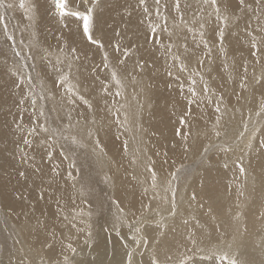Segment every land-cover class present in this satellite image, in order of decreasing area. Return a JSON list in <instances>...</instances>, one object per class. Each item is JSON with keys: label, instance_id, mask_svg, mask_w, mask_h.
<instances>
[{"label": "bare ground", "instance_id": "bare-ground-1", "mask_svg": "<svg viewBox=\"0 0 264 264\" xmlns=\"http://www.w3.org/2000/svg\"><path fill=\"white\" fill-rule=\"evenodd\" d=\"M171 1L161 0V17H158L154 0H146L151 15L143 13L138 0H100L99 7L94 11V29L95 35L101 36L96 38L104 44L103 50L81 38L76 18H67V27L61 25L51 10L50 0H34L38 4L34 23L18 7L5 12L9 31L15 36V49L32 57L29 70L25 68L22 71L33 77L35 92L41 91L43 81L46 98L38 100V107L42 105L46 112L54 110L56 115L58 113L61 116L60 119L71 123L74 126L73 133H79L82 142L81 145H75L60 140L64 143L59 141L53 145L52 159L46 155L47 146L40 143L45 139V134L28 136L32 145L23 144L21 136L27 135V129L42 123L44 118L39 117L37 120L34 116L30 99H26L23 105L18 104L29 87L27 83L20 88L15 87L18 81L11 72L23 62L15 55L11 42L6 40L0 27V245L8 241L3 236L7 229L14 235L15 241L19 239L20 243H15L14 251L10 253L15 261L19 258L15 255L17 251L26 258L27 251H30L39 264L41 261H45L43 264H63L64 255L69 256L70 264H104L108 259H101L102 254H106L107 258L111 255L118 257L116 264H127L126 253L134 251L133 264H149V251L155 242L149 245L148 250L143 246L137 249L134 242L130 244L133 240L130 236H133L134 228L138 226L141 212L146 211L144 205L151 204L155 209L160 201L153 198L157 194L165 196L164 190L171 180L172 187L179 189V214L170 218L166 211L163 212L167 228L162 230H157L154 223L148 226V234L159 241V258L162 261L165 254L170 255L173 261L185 253L192 255L188 251L192 246L187 239L191 231L201 241V247L207 248L220 240H226L233 244L232 251L238 254L239 259L248 261V264H264V216L261 215L264 213V149L260 147V141L264 140V111L261 110L264 86L254 85L252 81L253 76L259 78L264 72V54H261L259 62L252 57L247 35L249 31L260 34L259 28L264 26V3L258 5L255 0H246L250 7L242 9L238 6V0H231L228 10L231 19L225 32V56L218 51L219 38L216 35L219 27L224 25L216 20L214 13L209 17L212 9L203 0H180L181 8L185 7L179 14L186 16L184 21L189 27L199 29L200 23L205 24L204 39L212 47L209 57L204 54L199 31L189 32L184 24L179 23L178 13L176 21L179 24L171 32V18L176 13L175 1ZM91 6V3L85 4L81 0H77L75 5L80 11ZM221 11H224L223 5ZM162 17H167L171 36L168 31H163L165 21ZM150 23L161 26L156 33L160 44L152 42ZM15 28L24 32L17 33ZM33 32L34 37L31 36ZM22 37L24 41L29 40L28 44L37 46L30 50L26 47L27 43H20ZM116 44L121 46L119 52L115 51ZM169 45L174 46L167 50ZM73 47L78 49L75 55L80 56V59L73 63L70 78L73 83L80 85V95L91 102V108L78 102V97H74L75 104H69L64 89L59 86L53 88V81L60 72H69L65 58ZM124 48L130 49L127 58L122 55ZM45 50L50 53L46 59L42 58ZM103 51L109 53L112 64L124 82L125 86L120 90L122 95H116L117 86L107 69L103 68ZM173 53L180 56V60H174ZM58 58L64 63H57ZM198 59L203 60L202 65L197 62ZM119 60L125 63L120 65ZM140 61L144 62L143 70L137 67ZM181 63L186 66V70L181 69ZM225 63L228 64L227 69ZM245 64L250 85L247 90L240 88ZM93 68L97 69L95 73L92 72ZM173 77L181 79L179 86L174 87ZM102 82L107 84V92L102 91ZM205 82L208 92L203 91ZM189 88H194L197 95L193 96ZM50 90L55 93L54 98L47 96ZM220 96L224 97L222 113H216L215 107ZM189 100L193 103L189 104ZM69 114L71 121L68 119ZM217 115L221 116L217 128L221 133L219 137L212 132ZM181 116H185L186 125L179 123ZM48 119L49 125L54 127L52 122L55 125V120L51 117ZM17 125L25 129L23 134L17 131ZM89 128L94 130L92 138L87 137ZM177 129L182 133H191L187 151L181 146V137L176 135ZM254 131V147L249 150L246 145ZM97 138L99 146L93 142ZM17 145L24 149L29 158L35 157V163L42 173L33 174L29 165L21 163ZM225 146L231 150L224 151ZM67 150L75 152L79 160L70 158ZM61 151L69 158L64 159ZM209 156V162H206ZM229 157V163L237 167L239 163L243 164L246 169L244 174L239 172V168L235 171L232 164L225 167ZM193 160L195 163H192L197 164L199 170L193 173L190 163V166L184 165L180 176L186 175V182L185 179L181 182V177L179 181L172 179L171 173L177 167ZM72 162L75 167L69 168ZM149 163H152L157 174L156 190L150 187L151 178L145 167ZM25 169L28 170V177H19L18 171ZM68 172L76 178L75 181L68 179ZM101 175L109 178L105 180V188L114 197L108 201L109 208L114 211L110 215L108 213L102 222H97L95 216L87 215L91 211L84 202L87 197L82 198L77 189L84 186L88 179L101 180ZM144 188H148L147 194ZM41 189L44 192L43 199L40 198ZM193 193L196 195L195 200L190 199ZM259 198L262 200L255 203ZM98 202L103 206L102 199ZM119 208H123V213L118 211ZM237 213L240 214L238 220L234 219ZM149 215L155 217L156 213ZM64 216L82 231L77 232L76 228H72ZM117 216L121 218L118 223L119 236L112 227ZM73 217L76 219L73 220ZM157 217L155 219L158 220ZM185 219L188 220L187 226L183 223ZM37 220L46 224L47 228L37 231ZM81 220L85 222L81 223ZM105 225H108L109 233L102 234L104 230L101 232V228ZM29 228L33 231L29 232ZM50 232L55 233L54 239L49 236ZM46 238L53 245L51 249L43 246ZM68 243L77 249L75 253L67 249ZM87 254L90 257L91 254H99V257L91 259ZM200 255H196L197 261ZM11 263L8 261L7 264ZM25 264H28L27 260ZM202 264H219V261H203Z\"/></svg>", "mask_w": 264, "mask_h": 264}, {"label": "snow or ice", "instance_id": "snow-or-ice-1", "mask_svg": "<svg viewBox=\"0 0 264 264\" xmlns=\"http://www.w3.org/2000/svg\"><path fill=\"white\" fill-rule=\"evenodd\" d=\"M82 3H91V7H85L84 11H80L75 5L77 4V0H50V7L52 12L58 17L59 22L61 25L64 27H67L65 24V20L67 18H76L77 20V31L80 32L81 38L86 40L89 45H96L99 49L103 50L104 49V44L101 42L99 38L95 37V29H94V11L97 7H99V2L100 0H81ZM255 2L260 5L264 3V0H255ZM155 6H156V15L158 17H161L160 13V7H161V0H154ZM203 3L205 5H208L211 9L212 12L209 13V17L212 16V14H215V18L217 21L223 23L224 27H219L218 31L216 32V35L219 38V49L218 51L222 55H227L224 42L226 40L225 32L228 26V22L231 19V17L228 15V10L231 5V0H203ZM138 5L142 8V11L145 15H151L149 12V8L146 4V0H138ZM223 5L224 11H221V6ZM238 6L241 7L242 9L244 8H249L250 5L246 3V0H238ZM18 7L19 9L23 10L24 15L30 22H35L36 18V13L38 11V4L37 2H34V0H12V2H8L7 4L5 3V0H0V9H8L12 10L13 8ZM164 7H167V5H164ZM180 0H175L174 2V9L177 13H180ZM131 13H129L130 15ZM165 21V25L163 28V31H168L169 36L172 35V33L168 30L167 27V17H162ZM259 20V17L257 18ZM180 23L184 24V26L187 28L189 32L193 31H199V35L201 37V42L204 45L205 49V55L210 57V54L212 52V47L209 44V41L204 39V23L199 24V29H194L192 27H189L187 22L184 21L183 15H180ZM178 26V25H177ZM0 27H2L3 34L6 38L7 41L11 42V47L14 50V53L17 57L21 58V61H23L25 58L21 55L20 51H15L16 47V40L15 36L13 33L9 31L8 24L6 22V15L4 12H0ZM161 26L159 24L152 25L151 23L149 24V28L151 33L153 34V43L155 44H160V40L156 38V33L157 29L160 28ZM259 35L253 34L251 31L247 33L248 35V42L250 45V51L252 57L259 62L261 57V54H264V26H261L259 28ZM119 35V33H117ZM31 36H35V33H31ZM21 44H24V40L21 39L20 41ZM37 45H34L33 43H29L26 45L30 50L33 47H36ZM174 45H169L167 50H170L171 47ZM161 47H164L163 44H161ZM185 51H187V45H184ZM120 44L115 45V51L119 52L120 51ZM78 49L73 47L70 50V55L67 56L65 59L67 60V66L69 68L68 73L60 72L58 78L53 81V88L59 86L62 89H64L65 94H66V100L69 104H75L76 100L74 97H78L80 101H82L84 104H86L89 108L92 107V104L89 100L85 98V96L80 95L79 88L80 85L78 83H73L71 80V68L73 66V63L76 60L80 59V56L75 55L77 53ZM31 54V53H30ZM130 54V49L124 48L122 55L127 58ZM50 55V53L47 52V50L44 51V56L42 58H47ZM86 55V54H85ZM174 60H180V56L176 54H172ZM199 64H203V60L197 61ZM57 63H64V61L60 60L59 58L57 59ZM125 63L124 60H119V64L123 65ZM102 64L103 68L109 70V74L111 77V80L114 81L115 85L117 86V91L116 95H122V92L120 91L121 89L124 88V82L123 80L119 77L117 70L115 67H112L109 61V53L107 51H103L102 53ZM144 62L140 61L137 64V67H139L141 70H143ZM28 65L26 63H21L19 68L12 70L11 75L16 77L17 83L15 84L16 88H20L21 85H24L27 83L29 87V91L22 94L20 100L18 101L19 105H23L26 101V99H30L31 102V107L33 109V114L39 119V117H45L44 123H36L34 126L30 127L27 129V135H22L21 139L24 145L26 146H31L32 145V140L28 138V136H38L41 133L45 134V139L41 140L40 143L42 145H46L48 148V151L46 152V155L48 159H52L53 156V145L58 144L60 140H69L71 141L72 144L75 145H81V139H79V133H73V125L71 123L63 126H57V127H52L51 125L48 124L47 122V117L44 111V107L40 105L38 107V100H43L45 99V94H44V89H43V81H41V91L39 93L35 92V85L32 83L33 77L30 74L24 73L22 70L27 68ZM224 67L227 69L228 64L225 63ZM181 69L186 70V66L181 63ZM59 71V70H58ZM97 71L96 68L92 69V72L95 73ZM244 72L245 75L242 77L241 82H240V88L241 89H249V81L248 77L246 75L247 73V65L245 64L244 66ZM169 75H171V72H169ZM191 79V77H189ZM231 78V77H230ZM133 80H135V77H133ZM201 80H203V76H201ZM253 84L254 85H262L264 86V72L261 73V76L259 78L253 76L252 78ZM193 84L196 83L195 80L192 81ZM102 91L107 92L108 91V86L106 83L102 82ZM204 92H208L209 88L207 83L205 82ZM189 92L193 95L196 96L197 93L194 88H189ZM55 93L53 91H48L47 96L53 97L54 98ZM224 97L220 96L218 98V101L216 103L215 111L216 113H222V108L221 104L223 103ZM193 103V101L189 100V104ZM226 108V105H225ZM261 110L264 111V100L261 102ZM190 115V113H188ZM69 121H71V114L68 116ZM221 121V116L217 115L216 116V121L213 124L212 127V132L216 137H219L221 135L220 131H217V128L220 125ZM125 122H127V117L125 118ZM94 123V121H93ZM117 123H120L119 120H117ZM179 123L181 125H186L187 120L185 116L179 117ZM247 128V126H245ZM17 131L23 134L25 132V129L22 128L20 125H17ZM256 131H259L257 129ZM256 131H254L249 139L248 143L246 145L247 149L251 150L254 147L253 141L255 140L256 136ZM176 135L181 137V146L184 148L185 151L188 150V136L191 135V133H182L180 129L176 130ZM94 136V130L89 128L87 130V137L92 138ZM241 136H243V133H241ZM97 146H99L100 141L99 139H94L93 141ZM260 147L264 149V140L260 141ZM18 151L21 153V163L22 164H27L29 167L32 169L33 174L36 173H42V169L36 165L35 163V157L29 158L28 154L24 152L23 148H20L19 145H17ZM125 149H127V141L125 142ZM207 148H205V151L207 152ZM224 151H230L228 147H223ZM61 155L64 157V159H68L69 157L64 154L63 151H61ZM75 163L72 162L69 164V168H74ZM146 171L150 174L151 178V185L150 187L153 190H156L158 187L157 184V174L156 171L152 165V163L147 164L146 166ZM225 167L227 165L225 164ZM239 172L241 174H244L246 169L244 168L242 163L238 164ZM183 169L182 168H177L174 172L171 173V177L173 180L179 181L180 173ZM55 172L56 170L53 169ZM59 175V173H56ZM18 176L19 177H28V170L25 169L24 171H18ZM68 179L75 181V177L72 175L71 172H68ZM109 178L106 176L105 180H108ZM51 187V184L49 185ZM73 188H75V183L73 184ZM79 192L80 196L82 198H85L89 193L87 192L86 188L82 186L80 189H77ZM144 193L147 194L148 188L143 189ZM166 195L163 197H160L158 194L155 196L153 199L156 201H160L158 203L157 207L154 209L152 208L151 204L144 205V208L146 211L141 212V216L137 220V225L134 228V233H133V241L135 245L137 246V249H139L141 246H143L144 249L148 250L149 245H152L155 242V246L152 247L149 251L150 255V260L149 264H202L203 261H212L216 260L219 261V264H248V261L242 260L238 258V254L232 251L233 244L227 242L226 240H220L216 244H212L207 248L201 247V241H198L196 238L195 233L189 231L188 233V242L191 244V248L188 249L192 253V255H188L185 253L181 258H179L177 261H173L172 257L170 255L165 254V259L162 261L159 258V241L156 240L155 236H150L148 234L149 229L148 226L151 224H155L157 230H162L164 228H167V224L164 223L165 217L162 214L163 212H167L168 217L170 218H175L179 214V204L177 203V194L179 189L177 187H172V181L170 180L168 182V187L164 190ZM170 193V195H167ZM44 192L43 189H41L40 193V198L43 199ZM19 198V197H17ZM191 200L196 199L195 193L190 198ZM84 202L87 203V199H84ZM114 203H118L115 202ZM203 205H201L202 207ZM119 212L123 213V208L118 209ZM211 209H209V213H211ZM155 212L156 216H159V219H155V217L149 215V213ZM87 215L90 217L92 215L91 211L87 213ZM239 213L236 214L234 219L238 220L239 219ZM264 216V213L261 214ZM64 219L68 221L69 224H71L72 228H76L77 232L82 231V229L77 228L76 224L73 223L71 220H68L67 216H64ZM76 219V217H73V220ZM120 217L117 216L115 218V222L113 223V230L116 231V234L119 236L120 232L118 230V223L120 221ZM195 219V218H193ZM215 219V217H213ZM81 223H84V220L80 221ZM184 225H188V220L185 219L183 221ZM197 223H199L197 221ZM37 225L38 228L36 229L37 231L40 228H47V225L42 223L41 221L37 220ZM27 227V225L25 226ZM90 227V225H88ZM131 227V226H130ZM219 227V226H217ZM23 230V229H22ZM33 231V229L29 228V232ZM89 236H91V232L88 233ZM162 234V233H161ZM49 236L52 237L53 239L55 238V233L50 232ZM15 243H20L19 239L15 241ZM44 247L51 249L53 245L51 243H48L47 238L44 241ZM67 249L71 253H75L77 249L73 247L72 243H68L66 245ZM127 247V245H125ZM23 251V249H21ZM197 254H202L200 255V260L197 261L195 259ZM127 255V264H133L134 261V251H128L126 253ZM143 255V253H141ZM20 264H25L23 260L20 261ZM28 264H33L32 261H28ZM41 264H43V261H41ZM63 264H70L69 256L64 255L63 257Z\"/></svg>", "mask_w": 264, "mask_h": 264}, {"label": "rangeland", "instance_id": "rangeland-1", "mask_svg": "<svg viewBox=\"0 0 264 264\" xmlns=\"http://www.w3.org/2000/svg\"><path fill=\"white\" fill-rule=\"evenodd\" d=\"M175 1V0H174ZM8 2H10V0H5V3L7 4ZM171 2H173V0L171 1ZM185 7V6H184ZM184 7H182V8H184ZM182 8H180V10L182 9ZM1 10V12H6V13H8L7 12V9L5 8V9H0ZM175 10V9H174ZM183 10V9H182ZM174 12H176V11H174ZM173 12V13H174ZM179 14V13H178ZM6 15V14H5ZM177 15V12L175 13V15H173V19L171 18V22H172V24H171V32L174 30V29H176L177 28V24H179V23H177V19H178V15ZM180 15V14H179ZM174 16H176V18L174 17ZM183 17H184V20H185V18H186V16H184L183 15ZM188 18V17H187ZM16 29V31H17V33H20L21 31L22 32H24V30H20L19 28H15ZM180 29H182V28H180ZM173 33V32H172ZM101 37V36H99V35H95V37ZM30 37V41L32 40L33 41V39H31V36H29ZM21 38V37H20ZM24 37H22V39H23ZM161 38H164V35H161ZM28 40V41H29ZM27 41V39H26V41H24L25 43H27L28 42ZM31 41V42H32ZM28 44V43H27ZM16 51H19V49L18 48H16L15 49ZM21 55L25 58L22 62L23 63H26L27 65H28V67H27V69L28 68H30V66H31V64H32V57H31V55H29V56H27V55H24V54H22L21 53ZM43 57V56H42ZM110 57V56H109ZM21 59V58H20ZM109 61H110V64L112 65V67H114V64H112V62H113V60H112V58H109ZM195 61V60H194ZM29 70V69H28ZM108 72H109V70H107ZM174 78V77H173ZM179 78V77H178ZM176 79V78H174L175 79V82H173L174 84L173 85H175L174 87H177V86H179V84H180V81H181V79L179 78V79ZM178 80H179V83H178ZM176 83H178V85L176 84ZM38 86H39V84H38ZM182 85H180V87H181ZM184 87V86H183ZM78 102H80V103H83L82 101H78ZM52 111V110H51ZM50 110L49 111H45L46 113L45 114H47L46 115V117H47V122H48V124H50V120L48 119V118H52V120H55V125H54V122H52V125L54 126V127H57V126H59L60 125V123H61V125L60 126H63V125H67L69 122L68 121H64V120H62V118L60 119V115L57 113V115H56V113L54 112V110L51 112ZM54 113V114H53ZM60 116V117H59ZM55 119H54V118ZM44 118V120H45V117H43ZM44 120H43V122L42 123H44ZM57 120H60V121H57ZM74 121V120H73ZM76 121V120H75ZM65 122V123H64ZM58 123H59V125H58ZM63 123V124H62ZM147 139V142H149L148 141V137L146 138ZM65 141V140H64ZM61 142V141H60ZM66 142L67 143H70L71 141H67L66 140ZM65 142V143H66ZM62 144L64 143V142H61ZM152 144H154L153 142H152ZM156 144V143H155ZM151 145V144H150ZM64 146V145H63ZM73 149H74V147H72ZM70 151L69 150H67V153H69ZM212 153V152H211ZM69 157L70 158H72L74 161H75V159L78 161L79 159H77V157L75 156V152H73V151H71L69 154ZM72 155V156H71ZM212 154H210V156H211ZM210 156L206 159V160H208V161H206V162H209V158H210ZM230 160V157H229V159L227 160V163H226V165L229 167V165L230 166H232V168L233 169H235V171H236V169L238 168L237 167V165H235L234 163L232 164V162H228ZM20 162V161H19ZM195 163V161L193 160V161H191V162H186V163H184V164H182V165H180L179 167H177V168H184V165H186V166H190V164H191V166H192V164L193 163ZM205 162V163H206ZM54 162H52V164H53ZM190 163V164H189ZM189 164V165H188ZM229 164V165H228ZM232 164V165H231ZM54 165V164H53ZM199 165V164H198ZM185 166V167H186ZM190 166V168H191V171L194 173L195 172V170L197 171V170H199V168L197 167V164L195 165V164H193V166L191 167ZM196 169H195V168ZM187 169V168H186ZM94 170H95V168H94ZM229 169H227V172H229L228 171ZM186 173H190L189 171H185ZM184 172V173H185ZM102 176V175H101ZM101 176H100V178H101ZM192 176V175H191ZM181 177V182L182 181H184V179H185V181L184 182H186V175H182V176H180ZM105 177L104 176H102V179L100 180V179H97V178H94V179H88L87 180V182H86V184H84V187L86 188V190H87V192L89 193L88 195L89 196H86L87 197V205H88V209H90L91 210V212H92V215L93 216H95L96 218H97V222H98V220H99V222H102L103 220H104V217L109 213V215H110V213H111V211L113 212L114 210H111L110 208H109V205H108V201H111V200H113L114 199V197H113V195L111 194V193H109V191L105 188V179H104ZM183 178V179H182ZM90 181V182H89ZM89 182V183H88ZM180 182V183H181ZM199 183H201V181L199 182ZM90 184H92V185H94V186H92L91 185V187H90ZM210 184V183H209ZM200 185V184H199ZM211 185V184H210ZM87 186V187H86ZM92 188L95 190H92ZM91 193H90V192ZM95 192H97V193H95ZM100 192V193H99ZM99 193V194H98ZM91 194H92V197H91ZM98 195V196H97ZM90 199H89V198ZM102 199V204H103V206H100L98 203V201H99V199ZM102 197V198H101ZM104 197V198H103ZM113 197V198H112ZM95 198V199H94ZM106 198V199H105ZM111 198V199H110ZM260 199V200H259ZM259 199H256L255 200V203L256 202H260L261 200H262V198H259ZM93 200V201H92ZM258 200V201H257ZM94 202H98L97 204L96 203H94ZM100 206V207H99ZM106 207V208H105ZM99 208V209H98ZM107 211H106V210ZM99 211H101V212H99ZM106 213V214H105ZM95 214V215H94ZM156 218H158L156 215H154ZM99 217V218H98ZM1 218H2V216H1ZM3 219H5V218H3ZM108 222H109V220H107ZM104 223H107L106 221L104 222ZM14 225V224H13ZM103 226V225H102ZM102 230H101V232L104 230V232H102V234L103 233H109V228H108V225L106 226H104L103 228H101ZM0 234H1V232H0ZM3 236H5L6 237V239L8 238V241H5V243L4 242H2V245H0V264H4V262H6V264L8 263V261L10 262V261H12V263L13 264H20V261L21 260H23V261H25L26 262V260L27 261H31L32 260V262L33 261H35L36 262V264H39L37 261H36V258H35V256L34 255H32L33 253H31L30 251H27V254L26 255H28L27 256V258L26 257H24L23 256V254H20V253H18V251L16 252L17 254H15L16 256H18L19 258H17V261H15V257H13V256H11V252L12 251H14V246H15V239H14V235L7 229V231H4V233H3ZM3 236L1 237V239L2 240H4L3 239ZM132 235L130 236V238L132 239ZM134 241L133 240H131V242H130V244H132ZM82 243H84V241L82 242ZM5 246H7V247H5ZM22 246H24V244H22ZM10 249H9V248ZM6 248V249H5ZM5 249V250H4ZM8 251H9V253H8ZM7 253V258L5 257L4 258V256H6V253ZM8 254H9V256H8ZM14 255V254H13ZM32 255V256H31ZM88 255V258H91V259H93V258H96V257H99V254H93V256H92V254H91V257H90V254H87ZM86 255V256H87ZM110 255V254H109ZM11 256V257H10ZM41 256L43 257V260H44V255H42L41 254ZM104 258H103V257ZM102 256L100 257L101 259H103V260H107V262L109 263V264H116L115 262H116V259H118V257L116 258L115 256H112L111 255V257H109V258H107V256H106V254H102ZM41 257V258H42ZM112 257H114V258H112ZM29 258V259H28ZM12 259V260H11ZM114 259V260H113ZM112 261V262H111ZM114 261V262H113ZM35 262H33V264H35ZM43 262H45V261H43ZM103 262V261H102ZM104 263V264H108V263ZM11 263V264H12ZM101 264H103V263H101Z\"/></svg>", "mask_w": 264, "mask_h": 264}]
</instances>
